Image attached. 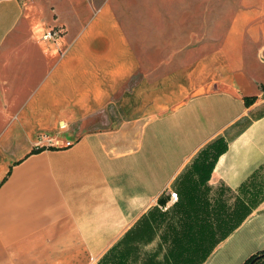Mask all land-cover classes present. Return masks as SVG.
<instances>
[{
	"label": "crops",
	"instance_id": "crops-1",
	"mask_svg": "<svg viewBox=\"0 0 264 264\" xmlns=\"http://www.w3.org/2000/svg\"><path fill=\"white\" fill-rule=\"evenodd\" d=\"M263 251L264 0H0V264Z\"/></svg>",
	"mask_w": 264,
	"mask_h": 264
},
{
	"label": "trees",
	"instance_id": "trees-1",
	"mask_svg": "<svg viewBox=\"0 0 264 264\" xmlns=\"http://www.w3.org/2000/svg\"><path fill=\"white\" fill-rule=\"evenodd\" d=\"M226 148V142L222 138H218L209 143L197 154L192 163L196 170V174H198V176H196L197 179L193 181V187H201L208 182L217 159L225 152ZM41 150L43 149H38L37 151ZM259 256L263 257L260 258ZM253 261H255L254 264H264V251L260 254L253 255L244 264H250Z\"/></svg>",
	"mask_w": 264,
	"mask_h": 264
},
{
	"label": "built area",
	"instance_id": "built-area-1",
	"mask_svg": "<svg viewBox=\"0 0 264 264\" xmlns=\"http://www.w3.org/2000/svg\"><path fill=\"white\" fill-rule=\"evenodd\" d=\"M61 35V32L57 29H53L50 30L49 32H47L43 39L46 41H50V40H56L57 38H59ZM41 145V141L37 142V146ZM170 198H171V202H176L178 200V193L177 192H170ZM166 209V207H165Z\"/></svg>",
	"mask_w": 264,
	"mask_h": 264
},
{
	"label": "water",
	"instance_id": "water-1",
	"mask_svg": "<svg viewBox=\"0 0 264 264\" xmlns=\"http://www.w3.org/2000/svg\"><path fill=\"white\" fill-rule=\"evenodd\" d=\"M259 257L261 258V257H263V256H259ZM255 261H256V260H255ZM255 261L251 262L250 264H254Z\"/></svg>",
	"mask_w": 264,
	"mask_h": 264
}]
</instances>
